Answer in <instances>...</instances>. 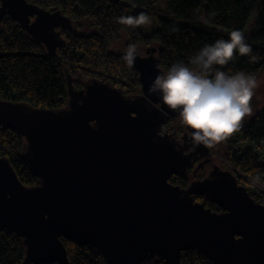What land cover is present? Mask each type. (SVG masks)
I'll list each match as a JSON object with an SVG mask.
<instances>
[{
  "label": "water",
  "instance_id": "95a60500",
  "mask_svg": "<svg viewBox=\"0 0 264 264\" xmlns=\"http://www.w3.org/2000/svg\"><path fill=\"white\" fill-rule=\"evenodd\" d=\"M8 18L53 58L73 30L61 11L28 0H0V31ZM158 61L138 54L133 65L144 96L97 78L76 89L68 77L62 110L0 99V127L23 138L22 159L37 178L25 186L0 157V232L23 244L21 264H69L65 241L104 264H181L190 250L212 264H264V206L233 172L215 168L186 189L170 182L189 175L196 153L161 133L168 109L146 99L164 73Z\"/></svg>",
  "mask_w": 264,
  "mask_h": 264
},
{
  "label": "trees",
  "instance_id": "16d2710c",
  "mask_svg": "<svg viewBox=\"0 0 264 264\" xmlns=\"http://www.w3.org/2000/svg\"><path fill=\"white\" fill-rule=\"evenodd\" d=\"M157 1L28 0L41 9L61 11L72 20L73 30L62 33L66 45L59 48L58 57L53 58L46 54L42 43L24 33L16 22L6 19L0 31V99L38 109L62 110L68 101V77L72 78L76 89L97 78L114 84L127 96L140 87L139 72L121 59L123 55L111 51L115 42L125 38L128 45L145 48L156 44L158 51L149 48L156 51L154 56L164 73L177 62L194 68L196 66L191 64V59L205 45L220 39L228 40L232 30L244 33L256 9L260 12L250 31L251 37L245 36V39L252 47V55L258 56L259 60L251 62L250 56L237 53L227 65L214 66L213 71H224L228 75L244 72L256 78L264 72V0H168L167 12L173 17H160V29L146 35L140 26L130 27L118 22L121 16H137L141 12L150 15L149 11L156 8ZM202 10L205 24L198 21ZM251 106L255 108V103ZM241 135L252 139L264 138V107L244 120L240 131L221 143L227 167L255 175L262 171L258 157L251 152L234 149V142ZM24 144L20 135L0 127V157L13 167L21 183L33 187L37 178L31 175L22 159ZM236 178L240 185L239 178ZM170 182L184 188L189 178L174 175ZM251 197L259 201L257 197ZM196 200L220 212L215 204L206 201L204 195H197ZM65 246L69 264H104V259L91 248L69 241H65ZM181 255V264H212L204 254L192 250ZM24 257L21 241L14 235L0 232V264H21Z\"/></svg>",
  "mask_w": 264,
  "mask_h": 264
},
{
  "label": "clouds",
  "instance_id": "9594fccd",
  "mask_svg": "<svg viewBox=\"0 0 264 264\" xmlns=\"http://www.w3.org/2000/svg\"><path fill=\"white\" fill-rule=\"evenodd\" d=\"M211 15L215 16V13ZM118 22L139 27L150 25L152 18L141 12L137 16H121ZM252 51L244 33L232 30L228 40L220 39L205 45L191 59V64L196 67L177 62L166 73L157 75L149 86L148 95L158 93L164 106L178 111L182 124L193 130L190 135L194 147L203 145L214 149L240 131L245 117L252 113L251 101L259 86L253 75L244 72L228 75L224 71H213L214 66L227 65L237 53L257 62L259 57L252 55ZM138 54L137 45L129 44L121 59L131 67ZM148 103L152 102L149 100ZM259 183L260 176H255L253 186Z\"/></svg>",
  "mask_w": 264,
  "mask_h": 264
},
{
  "label": "flooded vegetation",
  "instance_id": "af4514ba",
  "mask_svg": "<svg viewBox=\"0 0 264 264\" xmlns=\"http://www.w3.org/2000/svg\"><path fill=\"white\" fill-rule=\"evenodd\" d=\"M31 21H33V19H31ZM146 54L147 55H141L139 53L141 57L147 58V56L149 55H155L156 51L147 48ZM127 95L135 96V97L144 96V94L142 93V85L130 91V93H128ZM147 99L150 100L151 102L155 101L157 103L158 108L166 107L163 105L162 101L160 100L158 93L147 96ZM167 114H168V122L163 128V130L161 131V133L170 135L172 139H175L176 142H178L179 146H181V149L185 151V153H190L192 151L196 153L195 154L196 157L194 159L195 164L193 166L194 168L190 171L189 175L187 176V178H189V182L186 185V187H188L189 184L193 181L207 178L208 174L211 173L213 169L218 168V167L223 171L232 172L231 167L224 168V167L219 166L218 163L215 162V159L213 156L219 157L218 146H216V148L214 149H208L204 147L203 145H198L194 147L192 140H191V135H190L192 130L186 128L182 124L179 118L178 111H173V110L168 109ZM186 187L184 188L186 189Z\"/></svg>",
  "mask_w": 264,
  "mask_h": 264
},
{
  "label": "rangeland",
  "instance_id": "374dc122",
  "mask_svg": "<svg viewBox=\"0 0 264 264\" xmlns=\"http://www.w3.org/2000/svg\"><path fill=\"white\" fill-rule=\"evenodd\" d=\"M156 8L154 10H150V17L152 18V22L150 25H142L140 26V28L142 29V32L146 35V34H152L154 32H156L158 29H160V17H173L172 15H170L167 12V8H168V0H158L157 3L155 4ZM260 11H258L257 9L255 10L253 16L250 19V23L248 24L244 35L247 38L251 37V33L250 31L252 30L253 24L255 23V19L258 16V13ZM199 22H202L205 24V14H204V10H202L200 12V16H199ZM128 44L126 42V39L122 38L120 41L115 42L112 46H111V51H113V53L118 54V55H124L125 54V50L127 48ZM152 49H155L156 51H158V46L156 44H153L151 46H149ZM149 47H147L148 49H150ZM138 53H140L141 55H147V48L142 47V46H138ZM257 81L259 86L254 90V96L252 98V102L251 104L255 103V108L252 109V113L251 115L245 117L244 120H247L248 118H250L253 114H255L256 112H258L259 110H261L264 107V72H261L260 74L257 75ZM218 149H219V157L217 156H213L215 159V162L218 163L219 166L227 168V166L225 165V160L224 157L222 155L223 153V146L221 144L217 145ZM193 181V180H191Z\"/></svg>",
  "mask_w": 264,
  "mask_h": 264
},
{
  "label": "built area",
  "instance_id": "2783aa9c",
  "mask_svg": "<svg viewBox=\"0 0 264 264\" xmlns=\"http://www.w3.org/2000/svg\"><path fill=\"white\" fill-rule=\"evenodd\" d=\"M234 149L236 151H248L253 153L258 157L259 164L262 166V171L255 175H250L246 170L237 171L232 166L231 170L235 176L240 180V185L246 189L250 197L253 195L258 198L260 205L264 206V138L252 139L244 137L243 135L239 136L234 142ZM255 176H260V183L253 186V178Z\"/></svg>",
  "mask_w": 264,
  "mask_h": 264
}]
</instances>
